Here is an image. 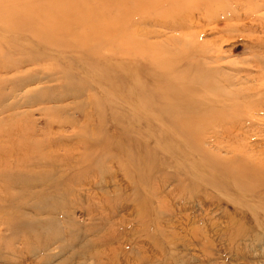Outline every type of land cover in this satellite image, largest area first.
<instances>
[{
  "label": "rangeland",
  "instance_id": "rangeland-1",
  "mask_svg": "<svg viewBox=\"0 0 264 264\" xmlns=\"http://www.w3.org/2000/svg\"><path fill=\"white\" fill-rule=\"evenodd\" d=\"M33 1L0 0V264L102 225L87 264H264V0Z\"/></svg>",
  "mask_w": 264,
  "mask_h": 264
},
{
  "label": "bare ground",
  "instance_id": "bare-ground-1",
  "mask_svg": "<svg viewBox=\"0 0 264 264\" xmlns=\"http://www.w3.org/2000/svg\"><path fill=\"white\" fill-rule=\"evenodd\" d=\"M16 1H18L19 2V0H16ZM22 1V0H21ZM38 0H34L33 2H37ZM40 1H42V0H40ZM45 0H43V2H44ZM39 2V1H38ZM16 4V3H15ZM42 6V5H41ZM16 11H18V10H16ZM11 13V12H10ZM9 13V14H10ZM12 15V14H11ZM19 15V14H18ZM54 18V17H53ZM55 19H56V17H55ZM63 21V20H62ZM47 31H49V30H47ZM51 32V31H50ZM60 34V33H59ZM8 54V53H7ZM39 55V54H38ZM41 58H42V55H41ZM43 59V58H42ZM24 66V65H23ZM264 85V84H263ZM263 85H262V83L259 85V87H256V88H251L250 86L248 87V88H245V89H243V90H249V91H251V92H254L255 93V91H258L259 89H260V87L262 86V88H264L263 87ZM263 90V89H262ZM187 91V90H186ZM189 92V91H188ZM25 93V92H24ZM183 93H186V92H183ZM190 93V92H189ZM177 97H179V96H177ZM188 97V96H187ZM239 97V96H238ZM241 98V97H240ZM187 99V98H186ZM184 100H185V98H184ZM188 100V99H187ZM183 101V100H182ZM186 101V100H185ZM189 101H190V99H189ZM216 101V100H215ZM174 102V101H173ZM176 102V101H175ZM199 102V101H198ZM248 102V101H247ZM252 102V101H251ZM185 103V102H184ZM220 103V102H219ZM244 103V102H243ZM255 103V102H254ZM258 103V102H257ZM226 104V103H225ZM171 106V105H170ZM187 106V105H186ZM185 106V107H186ZM190 106V105H189ZM192 106H194L193 104H192ZM199 106V105H198ZM215 106H216V109L217 108H219L216 104H215ZM197 107V106H196ZM233 107H234V105H233ZM180 109H182V108H180ZM184 109V108H183ZM193 109V108H192ZM215 109V108H214ZM226 109V108H225ZM233 109V108H232ZM246 109V108H245ZM187 110V112H188V109H186ZM191 110V109H190ZM198 110V109H197ZM218 111L219 110H221L220 108L219 109H217ZM228 110H230V109H228ZM234 110V109H233ZM183 111H185V110H183ZM200 111V110H199ZM199 111H198V113H199ZM218 111H216V112H218ZM231 111V110H230ZM238 111H240L239 109L237 110V112ZM172 112V111H171ZM179 112H182L181 110H179ZM192 112H194V110L192 111ZM213 112H215V111H213ZM219 112H221V111H219ZM218 112V113H219ZM224 113V112H223ZM243 113H245V112H243ZM258 113V112H257ZM179 114V113H178ZM195 114V113H194ZM197 114V113H196ZM214 113H212V115H213ZM218 115V114H217ZM237 115H238V113H237ZM240 115V114H239ZM183 116V115H182ZM245 116V115H244ZM234 117H236V116H234ZM246 117H247V115H246ZM239 118V117H238ZM237 118V119H238ZM236 119V120H237ZM234 120V119H233ZM179 121V120H178ZM184 123V122H183ZM182 123V124H183ZM181 124V125H182ZM191 124V123H190ZM191 125H193L194 126V124L192 123ZM222 126V125H221ZM184 127V126H183ZM185 127H186V131H189V130H191L190 129V126H189V123L187 122V123H185ZM180 129H181V127H180ZM215 129V128H214ZM225 129V128H224ZM182 130V129H181ZM194 130V129H193ZM196 130V129H195ZM185 131V132H186ZM214 131V130H213ZM186 133H188V132H186ZM185 133V134H186ZM190 133V132H189ZM191 133H192V131H191ZM194 133V132H193ZM214 134H215V132H214ZM200 135V134H199ZM188 137H190V136H188ZM217 140V139H216ZM201 141V140H200ZM218 141V140H217ZM216 142V141H215ZM203 143V142H202ZM249 146V145H248ZM249 148V147H248ZM217 152H219V151H217ZM238 152V151H237ZM246 153V152H245ZM212 154V153H211ZM220 154V153H219ZM249 154V153H248ZM245 155V154H244ZM218 156V155H217ZM236 157H237V155H236ZM246 157H247V155H246ZM219 158V157H218ZM220 159V158H219ZM241 161V160H240ZM248 160H246V162H247ZM234 162V161H233ZM238 162V161H237ZM249 162V161H248ZM236 163V162H235ZM235 163H234V166H235ZM240 163V162H239ZM238 163V164H239ZM242 164H243V162H242ZM246 165V164H245ZM250 166H252V165H250ZM256 167V166H255ZM235 168H236V166H235ZM242 168H244L243 167V165H242ZM237 169V168H236ZM256 169H257V167H256ZM238 170V169H237ZM240 171V170H239ZM256 171V170H255ZM242 172H244L243 174H245V172L246 171H242ZM262 172H264V170L263 171H261L260 173H262ZM247 173H249V171L247 172ZM250 174V173H249ZM245 176V175H244ZM249 176V175H248ZM251 176V175H250ZM215 183V182H214ZM217 185V184H216ZM221 188V187H220ZM215 189V188H214ZM240 195V194H239ZM243 196V195H242ZM247 196V195H246ZM250 197V196H249ZM245 201V200H244ZM237 206V205H236ZM235 209H237V208H235ZM245 209V208H244ZM257 212V211H256ZM257 220V219H256ZM9 221V220H8ZM46 222H50V221H52V218H46V220H45ZM46 222H45V225H46ZM233 224V223H232ZM12 225V224H11ZM14 225V224H13ZM78 226V225H77ZM46 227H49V228H51V225L50 224H48V225H46ZM96 227V226H95ZM112 226H100V227H98V231H99V233L98 234H94V235H89V232L90 231H92L93 229H95V231H96V228H94V227H92V228H85L84 229V232L82 233V234H78V236L79 237H75V236H71L69 239H67V240H65V242H63L61 245H59L58 247H57V249L58 250H60L59 251V254H61V255H63V254H65L66 253V251L68 252V251H72L71 252V254L69 255V257H67V258H65V259H63V261L60 263V264H67V262H70V260H74L75 261V263H71V264H87L88 263V261H96L99 257H100V254H101V256L103 255H108V254H110V253H114L115 251H117L118 249H120V246L118 245V244H120V241L121 240H123V239H121L120 241H118L119 239H120V237H122L120 234H118V232H116L117 233V235L114 233L111 237H108L107 236V234H106V231L108 230V229H110ZM80 228V227H79ZM71 232H74L75 230L74 229H69ZM80 230V229H79ZM68 232V231H67ZM160 232H162V231H160ZM75 233V232H74ZM146 238V237H145ZM162 238V237H161ZM59 239H62V237L61 236H59V235H56V242L59 240ZM148 239V238H147ZM155 239V238H154ZM158 239V238H157ZM196 240V239H195ZM238 240V239H237ZM67 241V242H66ZM98 241H103L104 242V244H101V243H99ZM124 241V240H123ZM146 241V240H145ZM53 242V241H52ZM52 242H50V243H52ZM50 243H48V240H47V242L46 243H44L43 244V247L42 248H36V247H33L32 245H30V244H25V247H26V249L28 250L27 251V254L29 255H35V254H39V253H41V252H46L47 250H49L51 247H52V245H50ZM162 243V242H161ZM98 247V249H100V251H97V252H94V250L96 249ZM66 248H69V249H67L66 250ZM147 251V250H146ZM171 252V251H170ZM158 253V252H157ZM149 254V253H148ZM162 254V253H161ZM115 255V254H114ZM163 255V254H162ZM142 256V255H141ZM55 257V255L53 256H51V255H44L43 256V258L40 260V262L38 263V264H49L50 262H51V260L53 259ZM143 257V256H142ZM146 257V256H145ZM161 257V256H160ZM5 258V257H4ZM113 258H115V257H113ZM170 258V257H169ZM175 258V257H174ZM145 259V258H144ZM156 259V258H155ZM157 259H159V258H157ZM169 260H171V259H169ZM73 261V262H74ZM148 261V260H147ZM154 261V260H153ZM161 261V260H160ZM173 261V260H172ZM138 263V262H137ZM159 263V262H158ZM175 263V262H174ZM26 264H35L33 261H30L29 263H27V261H26Z\"/></svg>",
  "mask_w": 264,
  "mask_h": 264
}]
</instances>
